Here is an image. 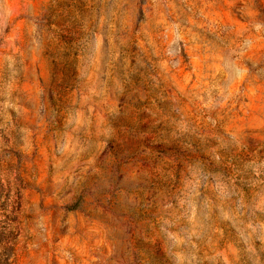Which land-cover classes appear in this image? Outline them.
<instances>
[{
	"label": "rangeland",
	"instance_id": "rangeland-1",
	"mask_svg": "<svg viewBox=\"0 0 264 264\" xmlns=\"http://www.w3.org/2000/svg\"><path fill=\"white\" fill-rule=\"evenodd\" d=\"M0 264H264V0H0Z\"/></svg>",
	"mask_w": 264,
	"mask_h": 264
}]
</instances>
